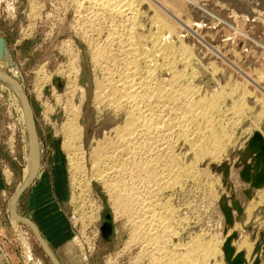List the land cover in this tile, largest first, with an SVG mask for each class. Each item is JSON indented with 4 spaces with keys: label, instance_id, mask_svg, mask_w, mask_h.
<instances>
[{
    "label": "rangeland",
    "instance_id": "rangeland-1",
    "mask_svg": "<svg viewBox=\"0 0 264 264\" xmlns=\"http://www.w3.org/2000/svg\"><path fill=\"white\" fill-rule=\"evenodd\" d=\"M140 1L141 3H139ZM143 1L144 0H138V1L135 0L134 6L136 9V12L132 16L134 18L136 17L135 18V22L137 24L136 31L140 34V32L143 30L140 36L143 35V37H146V36L149 37L150 35L158 32L159 34L158 36L162 37L164 40L170 37L169 41L171 43L173 41L172 46H173L174 51L175 49H179L180 47L185 46V47H188V49H190L191 52L193 53L192 64L194 66V69L186 65V60H184L182 55L179 54L177 51H176V55H175V52L173 51L174 54L171 53L167 56H165L164 54H159V52H154L155 54L154 56L159 54V56L157 55L158 58L156 57L157 59L156 63L158 66L157 69L159 72L158 71L156 72L157 75L155 73L154 75L155 77L153 78L155 79L154 81L155 82L157 81L158 84L159 82H161L160 84H163V87H164L166 83H162V81L165 82L166 79L170 78L171 75H173V71L177 69L178 71L184 70V74H183L184 77L182 78V80L180 79L181 81H179L178 84H180V82H181V85L182 84L191 85L192 83H194L195 85H200L203 88L209 86L208 88H211L213 90L215 88L216 83L219 82L222 86L224 85L225 87H228L230 89H236V90H233V94L231 93L229 95L230 97L227 94H224L223 96L225 99L224 98H222V100L220 99V101H218V104H217V110L212 112L213 117L214 116L216 118L219 117L220 119L219 121L220 122L222 121L221 123L219 122L220 127L223 130H225V132H227L226 134L229 133V135L230 134L231 135L229 137L230 139L227 141V146H226L227 148L225 150V153H223L220 156L221 158L217 160L216 162L215 161L210 162V159L207 158L203 162L197 164L198 166L196 165V168L195 166L194 168H191L190 170L191 173L187 175V178H188L187 182H186V176H184V173L180 172L179 174L181 176L179 175L178 177V179L180 178L179 183L174 185L173 188L165 187V188H169L170 190L163 188L164 190L160 189L158 193L157 191H155L153 192L154 194L151 193V195L149 194V197H148V192H144V189H143L144 187L140 183L141 181L136 180L137 181V183L135 182L136 188L141 187L140 189H138L140 191L137 190L138 191L137 193L139 194H136V190H135L134 193L131 195L132 197L134 196L135 199L134 198L131 199L132 197L130 198L131 200L121 199L120 201L122 202L127 201V202L125 203L120 202L122 205L119 208V210H117V209H114L118 207L117 204H116V207L114 206L115 204L114 200L116 198L114 196L110 198L109 193L106 192L102 183L100 182L101 180H99V177H97L99 175L97 174L99 173V171L97 167L95 168L92 165L93 162L92 160H90L91 159L90 152L93 147L92 145H93V141H94L93 139L95 135L99 134L103 129H106L105 127L107 126L121 125L125 119L124 118L125 110H122V111L114 110L113 107H108L105 104L104 106H102L103 104L102 105L97 104L96 105L97 107L95 106V101H94V96H93L94 90H95V79L97 77H100L101 73L103 74V72L101 71L99 67L94 65L91 59L90 46L87 43V38H91L92 40L94 39L93 43L94 44L96 43L97 45H101V46H103L102 44L106 42L104 46H106L107 48L109 47L110 49H112L113 52H117L118 41L115 40V44L111 47V43L109 42L110 37L108 39V36H110L108 33L109 32L108 27L107 29L105 30L103 29L99 33L93 31L90 28V26H88L89 24H86L88 23V21L91 22L93 20L92 15L89 14V11L87 10H83L84 13L83 12L80 13L79 10H76L78 8L76 4L74 3V0H62V1L61 0H0V42L2 43V44L0 43L1 45L0 46V49H1L0 56L6 53L9 57L7 58V60L8 61L10 60L13 66H15L19 70L20 75L22 77L23 92L26 95L28 102L30 104V108H31L32 116L34 120V125L36 129L35 130L36 135L41 145L42 155H41V165H40L39 172L41 171L42 172L41 174L47 173L48 175L46 178L48 179V182L50 183L51 181L50 178H52V170L56 164L57 165L59 164L63 168V173H64L65 181L67 184L68 197L66 201V219L70 225L72 234L70 238L65 243L61 244L60 246L46 245L48 249L52 252L54 260L57 264H109L110 259L111 261H114L113 264H137V263L138 264H147V263L152 264L153 262H149L150 260L148 259V257H144V258L142 257L143 255L141 254L142 252L141 249H142L143 244L140 243L141 239L139 240L140 242L138 241L136 242L134 240L133 236L136 233L134 230L135 229L137 230L136 228L137 225L134 224V220L131 222L132 219H135V221L138 220L137 218L138 216L136 214L137 212H139L138 213L139 217L142 214V210L140 211V209L143 208V206H146L145 200H148L149 202L153 201L151 202L152 203L150 206L151 208L147 205V207H149L150 209V210L149 209L147 210L150 212L152 211V213L157 212L156 210H158L159 212L161 204H164V205L169 204L171 208L175 209V212H174L175 214L173 213V218H175L176 221L179 219L182 220L183 218H185L186 222L183 223V227H185V230L184 229L181 230L180 235L178 236V240H180L181 243L190 242L192 237H194L196 234L200 235L202 239H204V241H208V240L210 241L212 238H215V237L222 238L224 236L223 233H224L226 226L224 223V218L218 208V201L220 199L221 194L228 195V193L226 192V188L222 184V173L214 171L213 168L214 167L219 168L225 162L231 165L230 175H229V180L231 183V191H233V193H235L236 196H238L240 194V190L242 188H245L246 185L243 182H241V180L239 179V176L237 173L239 169L234 168L238 160L237 156L234 155L232 159H230V156L235 154V152H237L238 150H241L242 148H244L247 141L251 138L254 132L256 131L260 132L264 138V105L263 106L260 105V104H264V100H263L264 99L263 98L264 97V80H263L264 77L262 76V73L264 75V67H263L264 66V60H263L264 59V54H263L264 52V21H263L264 20V11H263L264 10L263 8L264 0H258V2H255L257 0H239V1L237 0H216V1L215 0H196V1L192 0L193 2H197V5H199V7L195 6L193 3L189 2L188 0H180V1L177 0L178 4L176 3V0H169V1L164 0L168 2L167 5L169 7L166 6V8L168 9L170 13H174L175 11L177 12L178 10H179L178 12L180 13L181 11L180 8L182 9L183 8L182 6L185 5L181 11L182 14L180 13L181 15L180 14L178 15L177 14L178 12L174 13L176 15L175 16L174 14L166 15L167 13H164L160 10L157 11V15L159 16L161 14L159 17H161L162 19L164 18V21L168 25L172 24L171 25L172 29H174L175 31L173 30L171 34L169 33V31H166V29L160 28L161 30L160 29L158 30L157 27L153 24V21H151L152 22L151 24L150 20L154 18L153 17L155 15L153 14L154 11L149 8V5L146 1L144 2ZM161 1L162 0H158L159 3H162ZM172 2L174 3V6ZM171 5H172V8H171ZM171 9H173L174 12ZM256 9H259V10H256ZM211 10L213 11L214 14L211 12ZM233 11H235L234 14H233ZM236 12L237 14H235ZM255 12H258L260 15L258 13L255 14ZM74 13H76V15H74ZM151 16L152 18H150ZM253 16H254L253 19L255 20H252ZM256 17H259V19H257ZM137 18H139L138 19L139 21L141 20L142 21L137 22L136 21ZM216 18H219L222 21H217ZM258 20L260 23L258 22ZM260 20H262L263 22H261ZM182 21H183V24H181ZM188 22H190L191 26L189 25ZM91 23H95L96 26H101V24L97 25L98 22L96 23V21L91 22ZM174 23L176 26L174 25ZM197 24H199V26H197ZM226 24L233 26V28H230ZM79 28L81 29L82 33ZM88 28L90 29V31H87L89 30ZM234 28L240 29L241 31L249 35V37L252 36L253 40L256 39L254 40L256 43L249 42L247 41V39L236 35ZM160 31L163 36L160 35L159 33ZM166 34H167V37L165 36ZM84 35L86 36V38H84L85 37ZM174 35L176 37H174ZM95 37L97 38L95 39ZM201 37H202V40H201ZM103 38L105 40H103ZM233 40L235 41L233 42ZM179 42L182 43V45ZM257 42L260 43L263 48H258ZM67 43L68 45H70L71 48L72 47L75 48L74 50L75 52L79 50V55L81 57L82 71H81V75L78 78V83L81 87L85 89L87 93V98L82 104V112H81V116L78 121L79 125H82L83 127V139L81 138L82 139L81 142L84 141V144H85L83 145L84 154L81 157H79L78 155V159H76V161L78 160L77 161L78 164L79 163L81 164V165L79 164L78 167L79 166L81 167H79L77 171L78 173L76 172L75 174H74L71 164L69 163L70 162L69 156L64 148L65 139H64V135L61 129L62 124H64L69 118L68 108L70 107V105H72L73 101L76 102L78 100L77 95H71L69 91L67 90L68 77L65 74L67 73L69 74V70H70L69 69L70 55L67 52H65V50H67V47L65 46ZM150 43H151L150 41H147L146 43H144V39H143V44H146V45L145 46L143 45L142 48L145 47L149 49L151 46H153L151 45L152 43L151 44ZM113 48L115 49L113 50ZM150 49L153 50L154 48L151 47ZM180 56L182 57L181 59H180ZM161 57L164 60L163 62L161 61L162 60ZM165 59L167 60V62ZM177 59H178V63H177ZM229 60H231L233 63ZM168 61L169 63H172L174 65V69L172 72L167 70L169 69ZM243 61L245 62L243 63ZM163 63L167 64V68H164L166 65L164 64L163 66ZM176 63L178 64L177 66H176ZM245 64L246 66H244ZM260 64H263V66L261 65L263 68L260 66ZM0 65H2V67L0 66V71L5 72L6 71L5 65L2 62H0ZM159 65L161 66L160 67L161 70L159 69ZM185 65L187 66V69H184ZM201 65L202 66L204 65V66L202 67ZM230 65H232V67ZM60 66L65 67L64 68L65 73H63L64 75L56 73V71L58 70ZM249 66L253 70L249 68ZM254 66H257V67H254ZM210 67H213L211 73H210V69H211ZM214 68H217V69H214ZM189 69L190 71H188ZM192 70L193 72H195V75L197 78V80L195 78L194 82L192 81L190 82L189 80L191 79L189 73H191ZM202 73H204V75ZM259 73L261 76L259 75ZM255 74L256 75L258 74L257 75L258 77ZM185 75L187 76L185 77ZM140 76L141 75H138L136 78ZM143 76H146V75L144 74ZM227 76H229V78ZM163 77L164 78L166 77V78L163 80ZM250 77L255 79L254 81L256 82H254L253 79H251ZM259 77H262V78L258 79ZM215 79H218V80H215ZM139 80L140 79L138 78V81ZM154 81L153 83H155ZM232 81L234 82V84ZM249 82H252V83L250 84ZM236 83H239V84L237 85ZM259 84L260 86L258 87ZM165 87H168V86L166 85ZM255 88L258 89L259 91L256 90ZM242 90L247 92V94L250 93L249 95H251V98H247L246 100V102L248 103L247 104L248 106L245 105V108L247 110L243 109L244 111H242L245 115L242 112H238L239 114H237L235 111L234 112L236 114L233 112V114H235L233 115L231 112V110L233 111V109L231 108L232 107L231 105L233 104V106L235 107L237 104L241 103L239 100V97L241 96L240 92H242ZM250 91L252 92V94L253 93L254 94L252 95ZM257 92L259 94H257ZM237 96H238L237 102L235 101L236 103L235 102L233 103L234 99L236 100ZM74 98L77 100L75 101ZM232 98H233V101H232ZM255 98H257V102ZM258 98L260 99L258 100ZM248 100L249 101L251 100V101L249 102ZM168 102L169 101H164V100L161 101L160 102L161 104L159 103V106L155 107V109L157 108V110L154 109L153 111L155 114L160 113L159 115L161 116V120L164 124L163 127L165 128L162 132L163 136H160L158 140L159 142L161 141L160 143H163L164 141L168 140V142L176 148L177 150L176 152L179 153L180 152L179 148H181L182 144L180 146L181 142H178L179 144L175 142L177 138L176 133H179L178 132L179 129H176V128H178L179 124H180L179 126L185 125L187 118H185L186 120L184 118L182 119L181 118L182 115H180L179 112L178 111L176 112V110L174 109L176 107H173V105L170 102L169 103ZM14 103L15 101L11 95V92L4 85V83L0 81V264H52L50 257L48 256L46 252H44L45 250H44L43 245L41 244L40 241H38L37 236L34 233V230L29 225L24 224V223H18L17 225L12 224L10 214L7 211V205H6L7 201L6 200L11 198L18 191V187L22 183V180H23V169L26 164L25 158H24V151H23V148H24V138H23L24 136L22 133L23 128L18 118L20 117V114L18 113L16 109V104ZM152 105L154 106L156 105V103ZM227 105H228V109H227ZM159 109H162V110H159ZM260 110L262 111L259 112ZM164 112H166V114H169V115L166 116ZM260 113L262 115H258ZM237 116L239 117L237 118L238 120L236 119ZM187 117L191 118V115L190 116L188 115ZM173 119L175 121L178 120L177 121L178 124L175 123ZM235 120L239 122L240 124L237 122L235 123ZM225 121H226V124L224 123ZM255 121H257L258 123ZM181 122H182V125H181ZM169 125H170V128L168 127ZM171 125H176V128L175 126H172L173 129H171ZM234 125H236V127ZM169 129H171L170 130V132L172 131L171 133L170 132L168 133ZM174 130L175 132L176 131L177 132L176 133L173 132ZM172 134L173 136H171ZM166 136L167 138H164ZM161 137L163 138V141L161 140ZM158 140H156V142L154 143L155 145L160 144L158 143ZM147 149H149V145H146L145 148L144 147L141 148V151L139 150L138 153L134 155V158L132 157L131 160H129V163L139 162L143 157L144 158L141 161L146 160L149 156V154L146 155V153H148ZM185 150L182 151V155H184ZM138 154L139 156H137ZM153 157H155V155ZM80 158H83V159H80ZM133 159L136 161H133ZM187 160L188 161L191 160V163L192 164L194 163L193 165H195V157L190 158V156H188ZM83 163H84L83 165L84 168L82 167ZM129 163L128 165L125 166L124 169H126L127 167L130 169L132 168L130 167L131 164ZM91 165L94 168V169L92 168V170H91ZM181 165L186 167L185 161L182 162ZM101 167L103 168V170H105V168L107 169V168H110L111 166L110 165L106 166L105 164H102V166H100L99 169H102ZM199 167L202 169H200ZM82 170L85 173H82L83 172ZM195 171L197 172V174L195 173ZM198 174L200 175V177L197 176ZM111 175L109 174L108 176L110 177L107 178L109 183H111V181L112 183H114L119 180L118 179L116 181H113L116 179V177L114 176V173L113 174L111 173ZM74 176H77V177H74ZM126 176H129V175L128 174L123 175L124 181H128V177ZM73 177L75 179H73ZM190 177L191 179H189ZM165 180L166 179H164V181ZM209 183L210 185L213 184V188H211L212 190L209 187L210 186ZM179 184H180V187H179ZM38 185H39V178H36V179L34 178L28 184V186L24 187L19 193L17 192L18 194H16L18 195L16 212L21 217L29 220L31 223H33V221L30 218L33 217L36 211V208L39 207V202H37L35 199V192L37 190L36 188ZM261 191H257L256 195L257 193ZM142 195L143 196L145 195V198H143ZM86 196H87V199H86ZM138 199L139 200L143 199V200L140 202L139 201L137 202ZM111 200L113 204L111 203ZM133 200L136 202H134ZM158 200L159 202H156ZM131 201L134 202L133 204L135 206L130 205L132 204ZM160 202H163V203H160ZM91 203H93L95 206V209L99 211L96 213V217L95 215L90 214V211H91L90 209H92V207H90ZM141 203L143 205H140ZM250 203L251 202H249L247 205H249ZM124 204L126 205V208L125 206L122 207ZM138 205H140L139 207L140 209L138 208ZM155 205H158L159 207L158 206L156 207ZM132 206H134L138 211ZM127 207L128 208L130 207L129 210ZM76 210H78L79 213H77L78 211ZM122 210L125 211L127 215L125 214V212H121ZM160 210L162 212V209ZM134 212L136 215L134 214ZM131 213L133 217L131 216ZM74 214H77V215H74ZM133 214L135 215V217ZM158 214L156 213V216ZM176 214L178 218L176 217ZM73 215H74V219H75V216L77 217L79 215L78 219L80 218L82 224L85 227L95 224L94 225L95 228L99 230L98 238L95 244V249L93 251H88L87 248L83 246L80 238L78 237L79 236V232H78L79 224H77L76 222L77 228L73 227L75 226ZM84 215L88 217L93 216L94 218L93 217L92 218L94 220H89ZM233 215L234 217L236 216L234 212H233ZM106 217H110L109 222L112 225V234L108 240L103 239L101 235V228L107 222ZM175 219H173V223L176 222ZM140 220H141V217H140ZM235 225H239L241 227V229L239 227L238 230H234V227H235L234 226L232 229L237 234L236 240H240L243 237L248 238V241L251 242L252 244V252L250 254V257H252L253 250L257 246V243L260 241V236L262 234L264 235V203L261 204V206L256 207L253 210L252 216L250 217L248 221H246L245 219L243 226H241L238 223H236ZM133 228L134 230H132ZM232 232L233 231H231V229H228L227 236H229V234ZM127 243L128 245H126ZM67 245H69L70 249L72 250L71 251L72 253L68 255L65 254L64 252V249ZM127 246L129 247V249ZM26 247L31 250L30 253L26 251ZM26 252L29 255L26 254ZM241 252H244V251H241ZM137 255L140 256V258L138 257L139 258L138 260L135 259ZM262 263L264 264V258L261 255L260 264ZM247 264H248V261H247Z\"/></svg>",
    "mask_w": 264,
    "mask_h": 264
},
{
    "label": "bare ground",
    "instance_id": "bare-ground-1",
    "mask_svg": "<svg viewBox=\"0 0 264 264\" xmlns=\"http://www.w3.org/2000/svg\"><path fill=\"white\" fill-rule=\"evenodd\" d=\"M144 1H146L148 3L149 8L151 10H153L154 11L153 14H155L153 16L154 18L152 20H150V22L153 21V24L157 27L158 30L160 28L166 29V31H169V33L171 34L172 31L174 30V29H172V26H171L172 24L168 25L164 21V18L162 19L161 17H159L161 14L159 16L157 15V11L160 10L164 13H167L166 15H168V14L172 15L176 11L174 12L173 9H171L174 13H170L168 11V9L166 8V6L169 7L167 5L168 2L164 1V0L161 1L163 4L159 3L160 1L158 2V0H144ZM188 1L193 3L195 6L199 7V5H197V2H193L192 0H188ZM237 1H239V0H237ZM173 2H175V1H173ZM255 2H258V0ZM74 3L76 4V6L78 8L76 10H79L80 13H82L83 10L89 11V14L92 15V19H93V20L91 19L92 20L91 22L96 21V23L98 22L97 25L101 24V26H96L95 23H91L88 21V23H86V24H89L88 26H90V28L93 31L99 33L103 29L105 30L108 27V31H109L108 33L110 35V36H108V39L110 37L109 42L111 43V47L115 44V40L118 41L117 52H113L112 49L104 46V44H106V42L104 44H102L103 46H101V45H97L96 43L94 44L93 43L94 39L92 40L91 38H87V43L90 46L91 59H92L94 65L99 67L101 69V71L103 72V74L100 72L101 73L100 77L95 76V77H97L95 79V90L93 89L94 90L93 96H94L95 106L97 104H101V105L103 104L102 106H104V104H105L108 107H113L114 110H118V111L125 110L124 111L125 112V117H124L125 119L121 125L107 126V124H106L107 127L104 126L106 129H103L99 134L95 135L94 139L92 138L94 141H93V145H92L93 146L92 150L90 152V156H91L90 160H92V162H93L92 165L95 168L97 167L98 171H99V173H97V174H99L97 177H99V180H101L100 182L102 183L106 192L109 193L110 198L112 196H114L116 198V199L114 198L115 199L114 200V202H115L114 206L116 207V204H117L118 207L114 208V206H113V208L119 210V208L122 205L121 203L127 202V201L122 202V201H120L121 199H123V200L133 199L134 196L132 197L131 195L134 193L135 190H136V194H139L137 192L140 191L138 189L141 188L140 187L141 185L139 186L140 188H136L135 182L137 183V181H141L140 183L144 187L143 188L144 192H148V197H149V194L150 195H151V193L154 194L153 192H155V191H157V193H158V191L160 189H163L165 187L173 188L174 185L178 184L179 179H180V178L178 179L180 172L184 173V176H186V182H187V179H188L187 175H189V173H191L190 172L191 168H194V166L196 168L197 164L203 162L207 158L210 159V162H214V161L216 162L217 160H219L221 158L220 156L223 153H225V150L227 148L226 147L227 141L230 139L229 137L231 134L230 135H229V133L226 134L227 132H225V130H223L220 127V123L222 121L221 122L219 121L220 120L219 117H217V118L215 116L213 117L212 112L217 110L218 101H220V99L222 100V98H224V96H223L224 94H227L229 96L231 93L233 94V90H236V89H230L228 87H225L224 85L222 86L217 81H216L217 83L215 85V88L213 90L211 88H208L209 86L204 87L205 88L204 89L202 86L195 85L194 83H192V84L190 83L191 85H188V84H186V85L182 84L181 85V82H180V84H178L179 81H181L182 78L184 77L183 76L184 70L178 71L177 69H175L173 71L174 65L172 63H169V61H168V63H169L168 68L169 69H167V70H169L171 72L173 71V75H171L170 78L166 79L165 82L162 81V83H166V85L168 87H165L166 85L163 87V84H160L161 82H159V84H158V82L156 81L157 82V84H156V82L154 81L155 79H153L155 77L154 76L155 73L158 71V69H157L158 66L156 63V60H157L156 57H157V55L159 56V54H164L165 56H167L171 53L174 54L173 53L174 49L172 46L173 41H172V43L169 41V38H170L169 35H168L169 38L165 39L166 40L165 41L162 37L158 36L159 35L158 32L150 35L149 37H147V36L143 37V35L140 36V34L143 30L141 32L139 31L140 34L136 31V28H137L136 27L137 24L135 22L136 17L135 18L132 17L134 15V13L136 12V9L134 6L135 0H74ZM139 3H141V1ZM176 3H177V0H176ZM183 3H182V5H183ZM204 3H206V2H204ZM169 4H170V2H169ZM86 5H88V6H86ZM173 6H174V3H173ZM184 6L185 5H183L182 7L184 8ZM192 7H193V5H192ZM142 8H143V6H142ZM171 8H172V5H171ZM182 9L180 8L181 11H182ZM254 10H253V12H254ZM256 10H259V9H256ZM181 11H180V13H181ZM185 11H184V13H185ZM139 12H140V10H139ZM211 12L213 13L212 10H211ZM234 12L235 11H233V14H234ZM180 13L178 12L177 14L179 15ZM256 13H258V12H255V14ZM235 14H237V12ZM239 14H241V13H239ZM255 14H253V15H255ZM74 15H76V13H74ZM210 16H211V14H210ZM216 16H217V14H216ZM259 17H256V18L259 19ZM150 18H152V16ZM243 18H245V17H243ZM253 18H254V16L252 17V20H255ZM82 19H84V18H82ZM138 19L139 18H137V20H136L137 22L139 21ZM176 19H177V17H176ZM216 19H217V21H222L219 18H216ZM87 20H88V18H87ZM140 20H141V18H140ZM147 20H148V18H147ZM77 21H78V19H77ZM141 21H139V22H141ZM260 21L263 22L264 20L263 21L260 20ZM167 22H168V20H167ZM179 22H181V21H179ZM258 22H259V20H258ZM188 23L191 26L190 22H188ZM242 23H244V22H242ZM108 24H109V26H108ZM151 24H152V22H151ZM181 24H183V21ZM194 24H196V23H194ZM149 25H150V23H149ZM174 25H175V23H174ZM226 25L229 26L230 28H233V26H231L229 24H226ZM139 26H140V24H139ZM197 26H199V24H197ZM177 27H179V26H177ZM154 29H155V27H154ZM80 31H81V29H80ZM87 31H90V29ZM234 31H235L236 35L247 39V41H249V42L254 43L255 42L254 40H256V39L253 40L252 36L249 37V35H247L243 31H241L240 29L234 28ZM147 32H149V31H147ZM81 33H82V31H81ZM159 33H160V35H162L161 31ZM169 33H167V34H169ZM167 34L165 35L166 37H167ZM196 34H197V32H196ZM148 35H149V33H148ZM174 37H176V36L174 35ZM178 37H177V39H178ZM84 38H86V36ZM96 38L97 37H95V39ZM143 39H144V43H146L147 41H150L152 43V44L151 43L150 44L153 46H151V45H149V46H151L154 49L153 50L150 49L151 47L149 49H147L145 47L142 48L143 45L144 46L146 45V44H143ZM103 40H105V39L103 38ZM201 40H202V37H201ZM234 41L235 40H233V42ZM180 44L182 45V43H180ZM246 44H247V42H246ZM253 45H255V44H253ZM65 46L67 47V50H65V52H67L70 55L69 74L68 73L65 74L68 77L67 90L69 91V93L71 95H77L78 100L75 98H74L75 101L77 100L76 102H74L72 100L73 103L68 108L69 112L67 111L69 118L64 124H62L61 129H62L64 139H65L64 140V148H65V150L69 156V160H70L69 163L71 164L72 169H73L74 174H75L78 171L79 167H81V166L78 167V165L80 163L78 164V162H77L78 160L76 161V159H78V155H79V157H81L84 154L83 145H85V144H84V141L81 142V140L83 139V127H82V125H79L78 121H79V118H80L81 112H82V104L85 101V99L87 98V93H86L85 89L83 87H81L78 83V78L81 75V71H82L81 57L79 55V50L75 52L74 51L75 48L72 47V48H74V49H72L70 47V45H68V43ZM257 46H258V48H263L262 45L258 42H257ZM114 49L115 48H113V50ZM176 51L182 55L184 60H186V65L188 67H190V68L192 67V69H194V66L192 64L193 53L191 52V50L188 49V47L182 46L179 49H175V51H174L175 55H176ZM0 52H1V49H0ZM154 52H159V54L154 56L155 55ZM263 54H264V52H263ZM182 57L180 56V59ZM7 58H9V57L6 53H4L2 56H0V62H2L6 67L5 72L0 71V81L2 83H4V85L8 88V90L11 92L12 97L14 98V101H15L14 104H16V109H17L18 113L20 114V117H18V118H19L20 124H22V128H23L22 133L24 136L23 137L24 138L23 151H24V158H25L26 164H25V167L23 169V180H22V183L19 185L18 191H17L19 193L24 187L28 186V184L36 176H38L40 165H41L42 152H41V145H40L38 137L36 135L35 125L32 128V125L30 123V117L28 114V110L26 108V105H25L24 100H23L22 95H21L20 89L23 91L22 77L20 75L19 70L15 66H13V64L10 62V60L8 61ZM161 59H162V57H161ZM174 59H175V57H174ZM238 59H240V58H238ZM241 59H243V58H241ZM170 60H171V58H170ZM259 60H261V59H259ZM161 61L163 62L164 60L162 59ZM229 61H231V60H229ZM166 62H167V60H166ZM244 62L245 61H243V63ZM177 63H178V59H177ZM177 63H176V66L178 65ZM181 63H182V61H181ZM164 64L165 63H163V66H164ZM165 65L166 66L164 68H167V64H165ZM186 65L184 66V69H187ZM261 65L263 66V64H260V66ZM0 66L2 67V65H0ZM220 66H222V65H220ZM230 66L232 67V65H230ZM244 66H246V64ZM160 67L161 66L159 65V69H160ZM214 67H216V66H214ZM254 67H257V66H254ZM64 68L65 67L60 66L58 68V70L56 71V73L57 74L65 73ZM210 68L209 69H210V73H211L213 67H210ZM249 68H251V67L249 66ZM204 69H205V67H204ZM214 69H217V68H214ZM260 69H258V70H260ZM240 70H239V72H240ZM188 71H190V69ZM213 71H215V70H213ZM227 72H229V71H227ZM143 73L146 76H143L144 75ZM257 73H258V71H257ZM202 74L204 75V73H202ZM138 75H141L140 77H138L140 79L139 81H138V78H136ZM156 75H157V73H156ZM189 75L191 78V79H189L190 82L191 81L194 82L195 78H196L195 72H193V70H192V72L189 73ZM259 75H260V73H259ZM186 76L187 75H185V77ZM262 76L264 77L263 73H262ZM160 77H162V76H160ZM227 77L229 78V76H227ZM165 78L163 77V80ZM250 78L253 79L252 77H250ZM260 78H262V77H259L258 79H260ZM161 79H160V81H161ZM233 79H235V78H233ZM196 80H197V78H196ZM215 80H218V79H215ZM254 80L255 79H253V81ZM263 80H264V78H263ZM153 81L155 83H153ZM211 82H212V80H211ZM254 82H256V81H254ZM249 83L251 84L252 82H249ZM233 84H234V82H233ZM236 84L238 85L239 83H236ZM259 86H260V84L258 85V87ZM255 89H254V91H255ZM256 90H258V89H256ZM262 90H263V88H262ZM240 93H241L240 94L241 96L239 97V100L241 103L237 104L235 107L233 106V104L232 105L230 104L232 106V107L231 106L230 107L233 109V111L231 110L232 114L234 111L237 114H239L238 112L244 111L243 109H246L245 105L248 104L246 102L247 98H251V95H249L250 94L249 92H248L249 94H247V92L242 90V92H240ZM251 94H252V92H251ZM257 94H259V93L257 92ZM37 97H38V95H37ZM237 98H238V96L236 97V100L234 99V101L232 98L233 103L235 101L237 102ZM253 98H254V96H253ZM259 99L260 98H258V100ZM163 100L169 101L173 105V107H176L174 109L176 110V112L178 111L179 114L182 115V117H181L182 119L187 118V120L185 119L186 120L185 125H182L183 121L181 120L182 126H179L180 125L179 124L178 128H176V125L178 124L177 123L178 120L175 121L174 119L173 120L177 124L171 125V129H173L172 126H175L176 129H179L178 130L179 133H176L177 131L175 132V130L173 131L177 134V138L174 137V138H176L175 142L176 143L181 142L180 146L182 144L181 148H179V151H180L179 153L176 152L177 151L176 148L172 144H170L168 142V140L164 141L163 143H160L161 141L159 142V140H158V138H160V136H163L162 132L165 128L163 127L164 124L161 120V116L159 115L160 113L155 114L153 111H154L155 107L156 106L158 107L159 103ZM255 100L257 102V98H255ZM155 103H156V105L153 106L152 104H155ZM165 103H164V105H165ZM224 105H225V103H224ZM257 105H259V104H257ZM260 105L263 106L264 104H260ZM261 106H259V107H261ZM160 108H161V106H160ZM257 108H258V106H257ZM227 109H228V105H227ZM155 110H157V108ZM159 110H162V109H159ZM261 111L262 110H260L259 112H261ZM170 112H172V111H170ZM176 112H175V114H176ZM164 113L166 114V112H164ZM224 113H226V112H224ZM227 113H229V112H227ZM235 114H233V115H235ZM167 115H169V114H166V116ZM177 115H175V116H177ZM188 115L189 116L191 115V118L187 117ZM258 115H262V114L260 113ZM237 118H239V117L237 116L236 119ZM177 119H178V117H177ZM236 122L237 121L235 120V123ZM255 122H257V121H255ZM224 123L226 124V121ZM237 123H239V122H237ZM234 126L236 127V125H234ZM237 126H239V125H237ZM168 127L170 128V125ZM101 128H100V130H101ZM171 129H169L168 133L170 132ZM227 130H228V128H227ZM175 133H173V134H175ZM173 134L171 136H173ZM164 138H167V136ZM156 140H158V143H160V144L155 145L154 143L156 142ZM161 140L163 141L162 137H161ZM77 144H79V145H77ZM146 145H149V149H147L148 153H146V155L149 154L148 158L144 161H141L144 158L143 157L140 161L138 159L139 162H132V163L130 162L129 163V160H131L132 157L134 158V155L137 154L139 150L141 151V148H143V147L145 148ZM174 149H175V151H174ZM144 150H146V149H144ZM184 150H185V153H184V155H182V151H184ZM79 151H81V152H79ZM146 155H144V156H146ZM154 155H155V157H153ZM137 156H139V154ZM180 156H182V157H180ZM188 156H190V158L195 157V165H193L194 163L193 164L191 163V160L190 161H188L189 159L187 160ZM80 159H83V158H80ZM180 159H182V160H180ZM133 161H136V160L133 159ZM181 161L182 162L185 161L186 167L183 166L184 164L181 165V163H182ZM128 163L131 164L130 167H132V168L130 169L127 167L126 169H124L125 166L128 165ZM102 164H105L106 166L110 165L111 167L107 168V169L105 168V170H103L102 167H101L102 169H99V167L102 166ZM83 165H84V163L82 164V167H83ZM92 165H91V170L93 168ZM200 167H202V166H200ZM200 169H202V168H200ZM109 171H111V172H109ZM82 173H85V172L83 171ZM111 173L112 174L114 173V176L116 177V179L113 181H116L118 179L119 180L114 182V183H112V181H111V183H109L107 178L110 177L108 175L109 174L111 175ZM195 173L197 174L196 171H195ZM72 174H73V172H72ZM127 174L129 175V176H126V177H128V181H124L125 176L123 177V175H127ZM111 176H113V175H111ZM197 176L200 177L199 174ZM74 177H77V176H74ZM74 177H73V179H75ZM95 177H96V175H95ZM164 179H166V180L164 181ZM189 179H191V177ZM209 185H210V183H209ZM179 187H180V184H179ZM209 187H210V189L213 188V184H211ZM169 188H165V189H169ZM211 190H210V192H211ZM17 192H16V194H18ZM16 194L13 195L8 200H6L7 201V204H6L7 205V211L10 214L12 224L17 225L18 223H24V224L26 223L34 231H36L33 223H31L29 220L21 217L16 212L17 198H18V195H16ZM137 196H136V198H137ZM212 196H214V195H212ZM238 196H239L240 201L242 202L243 201L242 195L239 194ZM124 198H126V199H124ZM143 198H145V195L143 196ZM256 198H257L256 200L251 201V203L249 205H246V207H245L246 221H248L250 219V217L252 216L253 210L256 207H259V206H261V204L264 203V190L257 193ZM86 199H87V196H86ZM142 200L143 199H141V200L138 199L137 202L138 201L140 202ZM151 200H152V198H151ZM153 200H154V198H153ZM145 201L144 202H145L146 206H143V208L140 209L139 207H140V205H143L142 203H144V202H142L140 205H138V208L140 209V211L142 210V214L140 212L141 220H140V217L138 214L139 212L136 213L138 216L137 217L138 220L137 221H135V219L131 220V222L134 220V224L137 225V227H136L137 230L136 229L134 230V228L132 229L136 232L134 234L133 238L136 242L141 241L140 243L143 244L142 249H141V251H142L141 254L143 255V256L142 255L141 256L143 258L148 257V259L150 260L149 262H153L152 264H225L223 249H222L223 243H224L225 238H226L225 236H223L222 238L215 237V238H212L210 241L209 240L204 241V239H202V237L200 235L196 234L194 237H192L190 242L181 243L180 240H178V236L180 235L181 230H183V229L185 230V227H183V223L186 222L185 218H183L182 220L179 219L176 221V219L173 218V213L175 212V209L171 208V206L169 204L168 205L167 204H165V205L161 204L160 205V209H162V212L159 209V212H158V210H156L157 212L152 213V211L150 212L147 209H149V207L152 204L151 202H153V201H150V202L148 200H145ZM134 202H136V201H134ZM134 202H132V204H130V205H134L133 204ZM156 202H159V200ZM111 203H112V200H111ZM160 203H163V202H160ZM154 204H155V202H154ZM147 205L149 207H147ZM158 205H155V206L157 207ZM124 206L126 208L125 204L122 207H124ZM134 206H132V207L135 208ZM90 207H92V209H93V211H92V209H90L91 210L90 214L95 215V217H96V213L99 211L97 209H95V206L93 203H91ZM136 207H137V205H136ZM129 208H128V210H129ZM135 209H133V210H135ZM152 210H153V208H152ZM76 211H78V210H76ZM121 212H125V211L122 210ZM135 212H134V214H135ZM153 212H154V210H153ZM77 213H79V211ZM147 213H149V214H147ZM156 213L157 214L159 213V214L156 216ZM125 214L127 215L126 212H125ZM135 215H134V217H135ZM129 216H130V214H129ZM131 216H132V213H131ZM85 217L88 218L89 220H94L93 216H91V217L85 216ZM176 217H177V214H176ZM73 219H74V215H73ZM173 219H175V221H176L175 223H173ZM234 226H235L234 230H238V228L240 227L239 225H234ZM132 227H133V225H132ZM180 228H182V229H180ZM240 229H241V227H240ZM234 230H231V231H234ZM132 234H131V236H132ZM239 236H241V235H239ZM37 239H38V237H37ZM38 241H39V239H38ZM134 242H133V244H134ZM128 243L126 245H128ZM131 243H132V241H131ZM134 246H135V244H134ZM232 246L235 248L236 253L244 251L245 255H246L245 256L246 260L248 261V264H251L254 257L253 256L250 257V254L252 252V244H251V242L248 241L247 237H243L240 240H234L232 242ZM43 247L45 250L44 252H46L48 254V256L50 257L52 264H57L54 260L52 252L48 249V247L46 246L45 243H44ZM90 249H92V247ZM128 249H129V247H128ZM26 251L28 253L31 252V250L28 249L27 247H26ZM71 251L72 250L70 249L69 245H67L64 249V252L67 255L72 253ZM27 252H26V254H28ZM138 257L140 258V256L137 255L135 259L138 260L139 259ZM113 263H114V261H111V259H110L109 264H113Z\"/></svg>",
    "mask_w": 264,
    "mask_h": 264
},
{
    "label": "water",
    "instance_id": "water-1",
    "mask_svg": "<svg viewBox=\"0 0 264 264\" xmlns=\"http://www.w3.org/2000/svg\"><path fill=\"white\" fill-rule=\"evenodd\" d=\"M22 98L28 110L30 117V123L32 128L34 127V120L32 116V111L30 104L24 92L20 89ZM237 156V162L234 166L235 169H239L238 176L241 182H243L246 187L240 190V194L243 197V203L240 201L239 197L236 196L233 191H231V183L229 180L230 175V164L225 162L219 168L214 167L213 170L222 173V184L226 188V194H221L218 201V208L224 218L225 230L224 236H226L223 243V255L225 264H247L245 253L237 252L232 246V242L236 240V232H232L227 236L228 229H233L236 223L241 226L244 225L246 214L245 206L252 200H256V192L264 190V138L262 134L258 131L254 132L251 138L247 141L244 148L235 152V154L230 156ZM231 191V192H230ZM233 212L236 214L234 217ZM107 222L101 228L102 238L108 240L112 234V225L109 222L110 217H106ZM26 224V223H25ZM34 231L36 236L42 245L44 241L42 240L38 230L35 227ZM260 255L264 258V235L260 236V241L253 250L254 259L251 264H260Z\"/></svg>",
    "mask_w": 264,
    "mask_h": 264
},
{
    "label": "crops",
    "instance_id": "crops-1",
    "mask_svg": "<svg viewBox=\"0 0 264 264\" xmlns=\"http://www.w3.org/2000/svg\"><path fill=\"white\" fill-rule=\"evenodd\" d=\"M41 173L40 171L35 177V179L39 178V185L35 192V199L39 202V207L36 208L30 219L46 245L60 246L72 234L66 219L68 189L63 168L59 164L54 166L50 183L46 178L48 174Z\"/></svg>",
    "mask_w": 264,
    "mask_h": 264
},
{
    "label": "built area",
    "instance_id": "built-area-1",
    "mask_svg": "<svg viewBox=\"0 0 264 264\" xmlns=\"http://www.w3.org/2000/svg\"><path fill=\"white\" fill-rule=\"evenodd\" d=\"M76 215V214H74ZM74 222H75V228L76 227V222L77 224H79L78 226V232H79V238L83 244V246H85L87 248L88 251H93L95 249V244H96V241H97V238H98V234H99V230H97L95 228V224L94 225H90L88 226L87 228L82 224L80 218L78 219V216L76 217L75 216V219H74ZM92 247V249L90 250V248Z\"/></svg>",
    "mask_w": 264,
    "mask_h": 264
}]
</instances>
